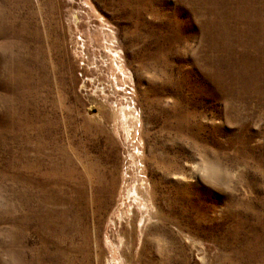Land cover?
<instances>
[{
	"label": "rangeland",
	"instance_id": "1",
	"mask_svg": "<svg viewBox=\"0 0 264 264\" xmlns=\"http://www.w3.org/2000/svg\"><path fill=\"white\" fill-rule=\"evenodd\" d=\"M0 264H264V0H0Z\"/></svg>",
	"mask_w": 264,
	"mask_h": 264
},
{
	"label": "bare ground",
	"instance_id": "2",
	"mask_svg": "<svg viewBox=\"0 0 264 264\" xmlns=\"http://www.w3.org/2000/svg\"><path fill=\"white\" fill-rule=\"evenodd\" d=\"M138 187V186H137ZM137 187H135V188H133V189H131L129 192H128V198H133V200L136 202H138V200H142L143 201V203H144V205H142L141 204V206H143V213H142V215L140 216V217H138V223H137V226L139 227V229H140V231L142 232V229H143V227L145 226V223H146V220L147 219H149V217H147L148 215L150 216V207H151V203H150V201H149V199H148V196L147 195H143V194H140L139 193V189H145L146 190V187H145V185H143L142 184V186L140 187V185H139V188H137ZM130 198V199H131ZM130 208V207H129ZM127 209V208H126ZM131 209V208H130ZM130 209H128L127 211H125L124 210V212H122L121 214H119V216H118V222H120V221H123V220H125V219H128V218H130V215L132 214V215H134V211H132V210H130ZM135 216V215H134ZM116 220L115 221H112V224L114 225V224H116V222H117ZM98 241V240H97ZM106 241H107V244L108 245H113L114 247H117L118 249L126 242L124 239H123V237H121L115 244L113 243L114 241H112V240H110V239H106ZM112 249V248H111ZM118 263V262H117Z\"/></svg>",
	"mask_w": 264,
	"mask_h": 264
}]
</instances>
